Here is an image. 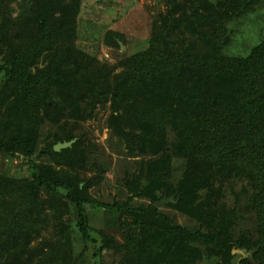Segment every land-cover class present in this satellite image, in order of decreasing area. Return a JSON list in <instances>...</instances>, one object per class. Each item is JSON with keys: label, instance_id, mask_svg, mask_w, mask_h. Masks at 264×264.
<instances>
[{"label": "trees", "instance_id": "obj_1", "mask_svg": "<svg viewBox=\"0 0 264 264\" xmlns=\"http://www.w3.org/2000/svg\"><path fill=\"white\" fill-rule=\"evenodd\" d=\"M260 1L166 0L148 45L110 66L77 46L81 0H0V156H22L30 169L0 172V264H89L87 243L93 258L118 254L116 264H198L204 248L212 264H264V38L245 55L226 51L232 21ZM120 40L105 33L110 46ZM106 103L112 134L140 159L124 200L111 202L89 191L104 169L77 131ZM46 121L55 129L41 145ZM163 196L196 227L154 204ZM237 202L254 230L234 238ZM87 207L111 212L123 241L93 236Z\"/></svg>", "mask_w": 264, "mask_h": 264}, {"label": "rangeland", "instance_id": "obj_2", "mask_svg": "<svg viewBox=\"0 0 264 264\" xmlns=\"http://www.w3.org/2000/svg\"><path fill=\"white\" fill-rule=\"evenodd\" d=\"M168 15L166 0H81L80 13L77 20V46L93 55L101 63L116 65L121 59L128 55L142 50L148 45L152 22L159 19L162 14ZM114 30L120 33L123 40L119 46L108 45L104 41L105 33ZM231 41L226 49L229 54L245 55L252 45L264 38V0H261L255 9L245 16H242L230 24ZM110 115L109 103L98 106L92 116L78 123L77 131L82 133L90 147V159L96 166L104 169V174L99 182L90 187L89 191L104 202L124 200L126 187L124 182L138 174L139 157L128 156L124 142L118 140L108 126ZM55 129L48 121L43 123L40 131V142L43 144L48 135ZM42 152L37 153V162L45 160ZM97 167L87 170V176L93 175ZM0 172L10 177H28L30 169L28 163L22 156L7 158L0 156ZM231 186L225 184L222 189L224 198L228 204L233 196ZM233 191L236 193L240 182H233ZM148 202L143 198H136L134 203ZM236 203L238 213L229 228V233L238 238L243 233H253V217L242 209V204ZM162 211L173 217L174 221L188 227H196L195 221L188 215L173 209L168 203L159 207ZM89 223L92 227V235L97 237L98 230L113 235L119 242L123 241L122 231L115 220V226H110L107 220H112L114 215L101 209L87 207ZM247 215V216H246ZM112 217V218H111ZM71 222H74V214H70ZM74 249L80 252L82 243L78 233L73 232ZM95 251L92 243H87V256L89 264H116L119 255L112 251H103L101 255L93 258ZM235 254L246 253L241 249H233ZM238 256H235L237 259ZM96 259V260H95ZM214 259L209 255L206 248L202 249V257L198 264H212Z\"/></svg>", "mask_w": 264, "mask_h": 264}, {"label": "water", "instance_id": "obj_3", "mask_svg": "<svg viewBox=\"0 0 264 264\" xmlns=\"http://www.w3.org/2000/svg\"><path fill=\"white\" fill-rule=\"evenodd\" d=\"M70 143H71V142H62V143H61V142H58V143H56V144L54 145L53 148H54L55 150H59V149H61V148H63V147H67V146H69ZM168 202H173V203H175L176 200L173 199V196H169V197L163 196L161 199L155 201L154 204L157 205V206H160V205L166 204V203H168Z\"/></svg>", "mask_w": 264, "mask_h": 264}]
</instances>
